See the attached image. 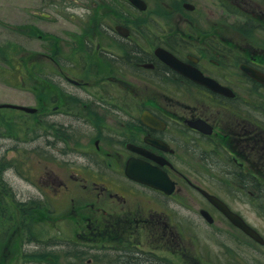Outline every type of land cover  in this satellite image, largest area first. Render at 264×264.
I'll use <instances>...</instances> for the list:
<instances>
[{"label": "flooded vegetation", "instance_id": "flooded-vegetation-1", "mask_svg": "<svg viewBox=\"0 0 264 264\" xmlns=\"http://www.w3.org/2000/svg\"><path fill=\"white\" fill-rule=\"evenodd\" d=\"M141 1L145 9L132 0H0L2 70L33 101L44 136L40 165L29 170L47 182L35 189L31 215L49 224V249L66 243L54 264H218L200 257L187 231L203 224L213 247L230 241L229 264H264V242L202 193L264 240V82L256 78L264 77V0ZM199 160L217 163L234 198L219 194L207 170L192 172ZM241 209H257L259 223ZM221 227L232 233L219 245L212 235ZM21 257L8 262L25 264Z\"/></svg>", "mask_w": 264, "mask_h": 264}, {"label": "rangeland", "instance_id": "rangeland-1", "mask_svg": "<svg viewBox=\"0 0 264 264\" xmlns=\"http://www.w3.org/2000/svg\"><path fill=\"white\" fill-rule=\"evenodd\" d=\"M188 1V0H185ZM19 40V38L17 39ZM25 42V41H24ZM3 66L2 63H0V67ZM6 80L2 79V76L0 75V103H3L4 101L9 102H18V103H31L32 101L28 99L23 93L20 91H17L12 88H8L5 86ZM4 112L5 114H2ZM5 116V119L2 120L3 125H5V130H9L8 127H10L11 124L14 126L11 127V130H14V132L11 131V133L7 134L6 137L0 138V143L2 146H0V163L2 164V174L7 178V182H9L14 190V193L17 194V203L25 205L26 202H28V198L31 196L32 198H36L37 192L35 191L36 188L44 187L45 182H47V175L40 174V175H31V170L29 168L33 165H40V155H41V149H42V137H44L41 133V129L39 128L38 124L30 125V127L24 126L22 122L21 117H25L23 113H21L18 110H10V109H0V119L1 116ZM13 115V116H12ZM17 115V116H16ZM21 116V117H20ZM19 117V118H18ZM1 122V120H0ZM0 131H3V128L0 125ZM190 167L192 169V172L198 175H205L207 170L210 174V182L214 186V188L219 192L221 196H227L229 198H234V195H230L227 191V189H230V185L226 183V179H229L225 175H222L220 177L217 173V163H215L213 166L209 167L208 164H203L201 160L199 161H191ZM97 170H94L96 172ZM69 172H63V173H56L58 178L65 179L67 178ZM30 201L31 198H30ZM29 201V202H30ZM231 202L237 207L241 208V202L238 203V201ZM243 214L245 215V218H248L251 222L255 223L256 225L259 223V212L257 209H248L244 213V209H241ZM13 213L15 212L14 208L9 205L7 213ZM3 211L0 210V229L3 227L2 222L3 217L2 214ZM6 213V212H4ZM4 215V214H3ZM1 220H3L1 222ZM5 222V221H4ZM44 220L42 222H38L36 225L34 223V226L30 225L32 227L31 232L29 233V236L26 237L25 234H22L23 231H18V233L15 236L14 228L12 229L11 234L13 237H9L8 239L11 242L12 246L5 247L2 250V245H0V250L3 251L2 257L0 259V264H10L8 262L11 258V255L20 254V256L23 259V262L25 264H54L58 261H63L64 256L66 255V243H59V247L50 248L49 250L46 248V245L49 244L48 241H43L41 244L37 247H29L25 248L22 246V244L32 243V242H40L42 240V237L40 236L41 233L44 232ZM49 225V224H47ZM207 225L199 226V228L196 230V226H193L190 229H187V231L190 230V233L193 231L196 236V239H198V242L201 243L203 248H200L198 245V254L201 255L204 253L203 257H201L206 263H212L217 262L218 264H229L232 262V258L230 257V254L228 253V244L230 241L227 238L228 233H232L231 230L226 228L228 231H225V228H216L218 231L217 235H212V237H216V241L219 242V245L221 242H227L224 243V247L220 246H214L211 239V236L209 235L206 227ZM68 225H59V228L65 229ZM37 228V229H34ZM186 231V232H187ZM69 232V231H68ZM188 234V232H187ZM46 235V234H45ZM235 234H233L234 236ZM186 243H190V240L187 239ZM63 244V247L60 245ZM205 247V248H204ZM218 247V248H217ZM218 249V250H217ZM226 253V255L220 253L223 252ZM0 253V254H1ZM26 255H29V258L26 257ZM239 258L241 259V256L238 254ZM35 258V259H33ZM56 259V260H55ZM34 260V261H33ZM236 260V257H235Z\"/></svg>", "mask_w": 264, "mask_h": 264}, {"label": "bare ground", "instance_id": "bare-ground-1", "mask_svg": "<svg viewBox=\"0 0 264 264\" xmlns=\"http://www.w3.org/2000/svg\"><path fill=\"white\" fill-rule=\"evenodd\" d=\"M132 2H133V4L135 6H139L141 9H145L146 8V5L141 0H132ZM183 4H184L185 7L189 6V4L186 3V1H183ZM160 9L166 10L165 7L164 8L160 7ZM36 10L41 11V8L38 7ZM0 180L4 184H6V183L9 184V182H7V178H5V176L3 174H0ZM1 193H2V191H0V196L3 199L0 200V204L10 205V203L5 200L4 196ZM223 206L227 207V204H226L225 201H224V205ZM14 216H15L14 217V227H16L18 229V231H20L19 234H21V231H23L22 234H25L26 237L29 236V233L31 232V230H33V229H31L32 227H30V225H31V223H32L33 226H34V223L36 225L38 223L37 220L34 217L28 218L25 213L15 214ZM54 219L55 218H53L51 220H47V222H52ZM45 221H46V219H45ZM43 226H44V232L41 233L40 236L42 238L43 237L44 238L40 242H32V243L22 244V246L25 247V248H29V247H32V246L33 247H37V246H39L41 244V242L48 240L50 237H45V236L46 235L48 236L49 234H52V233L50 232L49 226L47 225L46 222H44ZM34 229H37V228H34ZM58 240L60 241V239H58ZM51 247L55 248V247H57V244L56 245H52L51 244Z\"/></svg>", "mask_w": 264, "mask_h": 264}, {"label": "water", "instance_id": "water-1", "mask_svg": "<svg viewBox=\"0 0 264 264\" xmlns=\"http://www.w3.org/2000/svg\"><path fill=\"white\" fill-rule=\"evenodd\" d=\"M165 60L166 61H168V62H170L171 63V65H174L175 67H177L176 65H177V61H175L174 59H170V58H166L165 57ZM176 64V65H175ZM3 105L4 106H11L10 104H6V103H3ZM3 105H0V106H3ZM25 110L27 109V110H32L31 108H29V107H25L24 108ZM211 199H212V197H215V196H210V195H208ZM214 202H215V204L223 211V212H225L226 213V215L229 217V218H231V220L235 223V224H237L239 227H241L242 229H244L247 233H250L252 236H254L256 239H259V236L257 235V233L253 230V229H251L249 226H246V224L242 221V219L241 218H239L237 215H235V214H233L229 209H228V207H224L223 205V203L220 201V200H218V199H216L215 198V200H214Z\"/></svg>", "mask_w": 264, "mask_h": 264}, {"label": "trees", "instance_id": "trees-1", "mask_svg": "<svg viewBox=\"0 0 264 264\" xmlns=\"http://www.w3.org/2000/svg\"><path fill=\"white\" fill-rule=\"evenodd\" d=\"M2 118V117H1ZM1 120V119H0ZM2 164L0 163V174H2ZM10 189V186H9V184L8 183H6V184H4L1 180H0V191H2V195L3 196H7L9 193H7L8 192V190ZM1 199H3L1 196H0V200ZM5 209H7V205L6 204H0V210H2L3 211V213H1L2 214V217H7L8 216V214H5L4 212H5ZM4 214V215H3ZM9 216H10V218H13V216H12V214H9ZM1 218V217H0ZM3 220H1V222H2ZM8 222H9V220L7 221L6 219H5V223L6 224H8ZM3 225H4V221H3V223H2Z\"/></svg>", "mask_w": 264, "mask_h": 264}]
</instances>
